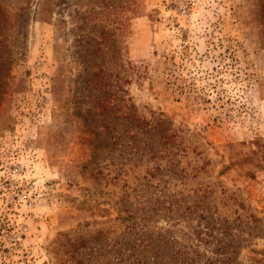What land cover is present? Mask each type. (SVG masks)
Wrapping results in <instances>:
<instances>
[{
  "label": "rangeland",
  "instance_id": "obj_1",
  "mask_svg": "<svg viewBox=\"0 0 264 264\" xmlns=\"http://www.w3.org/2000/svg\"><path fill=\"white\" fill-rule=\"evenodd\" d=\"M0 264H264V0H0Z\"/></svg>",
  "mask_w": 264,
  "mask_h": 264
}]
</instances>
